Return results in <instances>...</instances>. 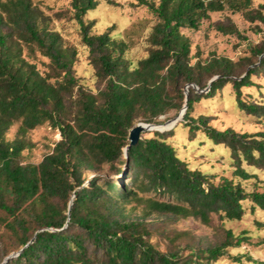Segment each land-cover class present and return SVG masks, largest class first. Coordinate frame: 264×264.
<instances>
[{
	"label": "trees",
	"instance_id": "obj_1",
	"mask_svg": "<svg viewBox=\"0 0 264 264\" xmlns=\"http://www.w3.org/2000/svg\"><path fill=\"white\" fill-rule=\"evenodd\" d=\"M133 1L157 20L147 38L148 53L135 66L125 57L124 41L112 38L110 30L92 33L94 21L84 20L97 0H69L70 18L79 26L94 68V92L73 72L75 46L64 44L31 0H0V227L14 241L0 250V264H216L227 247L246 237L226 229L220 244L187 254L162 251L152 242L148 219L195 217L209 224L217 215L236 221L246 213L245 202L251 211L264 212V178L258 173L264 172V131L217 129L208 115L196 111L228 87L237 109L264 119V96L256 81L264 74V43L237 61L211 57L192 62L183 33L196 29L209 12L224 9L264 25V2L254 7L253 0ZM107 3L117 5L116 0ZM214 26L240 36L232 23ZM36 52L48 60L45 70L30 59ZM184 103L172 128L141 133L122 156L137 119L163 123ZM15 123L17 135L7 140ZM45 123L58 130L60 139L39 163L22 164L21 153L30 145L25 135ZM196 133L225 149L230 177L216 179V172L191 167L180 157L172 140ZM106 166L119 179L98 174ZM87 171L92 174L85 179ZM248 181L251 190L243 184Z\"/></svg>",
	"mask_w": 264,
	"mask_h": 264
},
{
	"label": "rangeland",
	"instance_id": "obj_2",
	"mask_svg": "<svg viewBox=\"0 0 264 264\" xmlns=\"http://www.w3.org/2000/svg\"><path fill=\"white\" fill-rule=\"evenodd\" d=\"M31 1L44 13L49 27L62 36L64 44L75 46L77 60L73 66V72L86 89L95 92L98 83L94 76V68L88 59V48L81 42L79 26L70 18L69 0ZM116 2L117 5H110L107 0H97L96 6L85 14L84 20L94 21L92 33L99 34L110 30L112 38L124 41L128 45L125 57L132 66H135L137 61L148 53L147 38L157 20L145 6L137 5L133 0H116ZM263 2L264 0H253V6L256 7ZM216 23L224 25L232 23L240 36L217 31L214 26ZM183 33L190 42L192 62L197 60L205 62L211 57H227L237 61L242 57L250 56L253 46L264 43L263 24L249 22L240 13H233L227 9L209 12V17L202 19L196 29L185 28ZM30 59L37 63L40 70L46 69L48 60L38 52ZM256 81L264 96V74L257 77ZM191 86L195 91H199L195 85ZM183 90L186 92V84L183 85ZM253 95L259 94L253 91ZM196 111L208 115L209 124L217 129L231 127L239 132L264 131V119L257 121L237 109L228 87L224 88L219 99L200 103ZM171 116L172 113L167 117L172 119ZM159 119L164 120L165 117ZM138 122H141L140 118L137 119L136 123ZM18 127L19 123L13 124L6 132L5 138L14 139ZM24 138L30 145L22 151L21 163L37 164L52 151L60 135L57 129L45 123L27 132ZM172 141L180 157L188 161L191 167L216 172V179L221 175L230 177L231 166L225 149L212 145L201 133H196L193 137L185 134L184 139L175 138ZM258 173L264 178V172L258 171ZM91 174L90 171L85 172V179ZM98 174L117 178L108 166ZM85 182L86 180L83 185ZM243 184L248 190L253 187L250 181ZM244 205L246 213L241 220H220L217 215H211L209 224H203L195 217L171 219L153 215L148 219L153 233L152 242L162 251L177 250L187 254L189 249L220 244L224 240L225 230L229 229L234 235H243L246 239L236 246L227 247L225 255L216 264H264V212L257 208L251 211L249 202H245ZM141 207L142 205L136 206L133 217L139 215ZM176 233L182 234L174 238ZM13 244L12 236L4 235V230L0 227V250Z\"/></svg>",
	"mask_w": 264,
	"mask_h": 264
},
{
	"label": "water",
	"instance_id": "obj_3",
	"mask_svg": "<svg viewBox=\"0 0 264 264\" xmlns=\"http://www.w3.org/2000/svg\"><path fill=\"white\" fill-rule=\"evenodd\" d=\"M216 77L217 76L212 77L208 81V85ZM185 103H186V99H185ZM185 103L182 106V109L180 110V112L178 113L177 116H175L172 119L165 120L163 123L152 124V123L138 122L134 126H132L128 130L127 144L122 148V156L125 157L127 149L130 146H133L137 143V141L140 139L141 133H143L145 131H149V130L165 131V130L172 128L175 125V123L179 119H181V117L184 113L185 107H186ZM70 207H71V199L69 200L68 205H67V213L68 214H69ZM24 246H26V245H24ZM21 250H22V248L18 249L17 251L9 253L7 256L4 257V259L2 260V263H5L8 259L18 255Z\"/></svg>",
	"mask_w": 264,
	"mask_h": 264
}]
</instances>
